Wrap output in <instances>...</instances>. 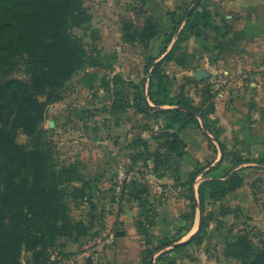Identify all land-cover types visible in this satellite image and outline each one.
<instances>
[{
	"label": "rangeland",
	"instance_id": "1",
	"mask_svg": "<svg viewBox=\"0 0 264 264\" xmlns=\"http://www.w3.org/2000/svg\"><path fill=\"white\" fill-rule=\"evenodd\" d=\"M81 1L90 18L72 27L71 32L81 39L90 61L101 66L88 62L79 69L59 91L61 99L49 106L42 125L51 137L57 162L77 165L88 183L85 198H67L72 217L84 221L88 233L78 241L63 238L52 252L55 264H239L225 254L226 241L238 235H248L255 242L264 240V225H253L247 212L240 209L239 213L216 214L218 202L207 205L206 227L200 239L177 248L199 231L188 239L199 210L196 182L210 166L188 154L176 156L162 148L159 143L163 142L156 135L166 128L165 113L137 107V101L154 107L147 74L153 59L162 61L166 74V91L162 89L156 97L161 99L166 93L168 99L175 100L183 90L194 105H199V93L205 87L202 79L209 68L197 50L200 42L214 37V27H205V23L215 25L213 0H200L194 9L196 0ZM192 9L200 11L192 18L194 26L186 28V37L171 56L165 57ZM181 16L184 20L176 29ZM150 17L158 23L155 38L124 40V24L142 31ZM182 55L184 66L176 62ZM14 76L27 77L23 69ZM116 77L136 83L143 100H137L135 89ZM206 83L214 91V80ZM156 90L157 86L152 91ZM17 140L26 144L31 139L19 133ZM191 140L198 150L205 151L195 134ZM210 146H215L213 141ZM231 167L232 162L221 165L210 175H223ZM199 169L203 173L190 188V175ZM120 171L132 175L134 182H125L118 191ZM74 184L81 186L82 181ZM22 261L36 264L28 251L22 253Z\"/></svg>",
	"mask_w": 264,
	"mask_h": 264
},
{
	"label": "trees",
	"instance_id": "2",
	"mask_svg": "<svg viewBox=\"0 0 264 264\" xmlns=\"http://www.w3.org/2000/svg\"><path fill=\"white\" fill-rule=\"evenodd\" d=\"M198 15L197 10L188 14L177 41L165 57L176 50L180 40L186 37V28L194 26L192 18ZM89 18L81 0H0V264H24V251L31 252L36 264H55L52 252L63 238L78 241L88 233L85 222L72 217L67 199L68 196L74 201L85 198L88 183L77 165L57 162L51 137L42 123L48 116L49 106L61 99L59 91L79 69L91 62L81 39L71 32L72 27L82 25ZM149 19L142 31L124 24V40L145 42L155 38L158 23H153V17ZM183 20L181 16L176 21V29ZM206 26L215 28L211 23H205ZM156 60L149 61L148 65L153 68L147 72L154 107L138 101L137 107L140 111L165 113L166 128L156 138L162 140L163 143H159L162 148L183 156L187 151L186 143L179 136L180 130L202 129L203 120L206 130L216 137L214 120L210 117L215 108V92L209 85L203 87V97L197 106L183 90L175 100L168 99L166 93L158 99L156 96L161 90L166 91L163 87L166 74L162 61ZM176 62L184 66L185 57H177ZM21 69L26 78L14 76ZM116 78L135 89L137 100H143L136 83ZM155 86L157 90L152 91ZM165 104L172 107L162 108ZM19 133L30 137V142H18ZM206 136L211 143L212 138ZM219 144L223 158L230 157L225 144ZM242 162L245 160H232L235 166ZM257 162L264 165V155ZM221 164L220 161L203 173L204 179L197 188L200 229L177 248L200 239L210 202H221L229 192L242 186L244 178L240 169L232 171V167L223 175H210ZM202 171L199 169L190 175V188ZM77 180L82 181L81 186L74 184ZM192 201L195 211V200L192 198ZM219 212L227 214L232 210L221 203ZM224 252L239 264H264V240L255 242L248 235L227 240Z\"/></svg>",
	"mask_w": 264,
	"mask_h": 264
},
{
	"label": "crops",
	"instance_id": "3",
	"mask_svg": "<svg viewBox=\"0 0 264 264\" xmlns=\"http://www.w3.org/2000/svg\"><path fill=\"white\" fill-rule=\"evenodd\" d=\"M213 4L214 37L200 42L197 51L209 68L202 79L204 86L212 79L215 83V108L210 117L218 141L208 132L215 144L210 146L205 130L200 128H185L179 131V136L186 143V154L211 163L210 168L220 161L227 166L232 160H245L237 166L232 163V171L240 169L244 181L218 202L216 214L223 203L237 213L246 211L253 225L263 226L264 165L257 161L264 155V0H213ZM199 95L201 100V91ZM192 134L204 143V152L192 143ZM219 142L225 144L230 157L223 158ZM203 179L202 174V179L196 182L197 194ZM198 211L188 239L199 230Z\"/></svg>",
	"mask_w": 264,
	"mask_h": 264
},
{
	"label": "built area",
	"instance_id": "4",
	"mask_svg": "<svg viewBox=\"0 0 264 264\" xmlns=\"http://www.w3.org/2000/svg\"><path fill=\"white\" fill-rule=\"evenodd\" d=\"M118 177H119V181H118V185L116 186V189L119 191L121 187H123L125 182L131 180L132 175L125 173V171L124 172L120 171L118 173Z\"/></svg>",
	"mask_w": 264,
	"mask_h": 264
},
{
	"label": "water",
	"instance_id": "5",
	"mask_svg": "<svg viewBox=\"0 0 264 264\" xmlns=\"http://www.w3.org/2000/svg\"><path fill=\"white\" fill-rule=\"evenodd\" d=\"M199 1H200V0H196V4H195V6L193 7V9L196 8V6L198 5ZM193 9L190 11V13L193 11ZM195 75L198 76V77H201V78L203 77V74H201V73H199V72H196ZM202 125H203V129L206 131V128H205L204 123H203V120H202Z\"/></svg>",
	"mask_w": 264,
	"mask_h": 264
}]
</instances>
